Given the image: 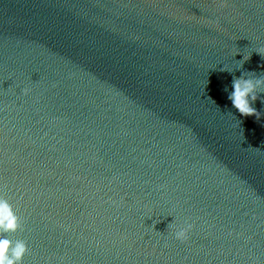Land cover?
Segmentation results:
<instances>
[{"label": "water", "instance_id": "water-1", "mask_svg": "<svg viewBox=\"0 0 264 264\" xmlns=\"http://www.w3.org/2000/svg\"><path fill=\"white\" fill-rule=\"evenodd\" d=\"M256 51L264 0H0L23 264H264V93L257 121L224 91Z\"/></svg>", "mask_w": 264, "mask_h": 264}, {"label": "clouds", "instance_id": "clouds-1", "mask_svg": "<svg viewBox=\"0 0 264 264\" xmlns=\"http://www.w3.org/2000/svg\"><path fill=\"white\" fill-rule=\"evenodd\" d=\"M256 53L260 55L261 59H264V55L260 51H256ZM251 54L243 55L240 60H237L234 68L224 66L221 70L232 72L242 69L244 63L250 59ZM224 91L227 93L231 107L241 117H255L257 121L260 120L262 113L257 111L253 104L260 98L258 94L264 93V74L257 75L251 71L243 72L240 77L231 81V90L225 87ZM23 92L27 94L29 89L24 88ZM158 222H154V225ZM168 227L174 230V237L181 241L188 238V232L191 229L190 224L178 225L172 222L168 224ZM19 228V219L11 205L6 199L0 197V264H23L24 256L28 251L26 242L22 239L12 240L7 235L16 232Z\"/></svg>", "mask_w": 264, "mask_h": 264}]
</instances>
